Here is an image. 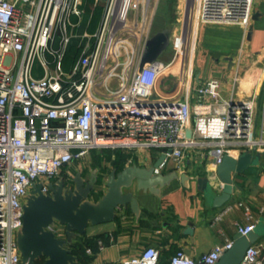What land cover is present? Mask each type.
Masks as SVG:
<instances>
[{"label": "built area", "instance_id": "1", "mask_svg": "<svg viewBox=\"0 0 264 264\" xmlns=\"http://www.w3.org/2000/svg\"><path fill=\"white\" fill-rule=\"evenodd\" d=\"M83 1L0 0V264H32L23 261L18 245L30 190L42 182V191L48 193L49 183L63 166L91 149H159L166 155L154 168L160 173L170 159L181 163L186 149L209 147L214 156L211 176L217 179V166L226 153L238 156L264 149V115L258 130L253 97L223 98L220 79L210 78L196 85L198 99L191 102V20L178 36L170 62L157 58L140 66L151 36L154 0H95L103 7L100 25L93 33H78ZM253 1L195 0L191 18L247 28ZM142 28L147 30L140 34ZM127 30L137 36L135 44L125 37ZM75 36H81L84 45L67 70L62 60ZM178 61L186 82L184 97L157 95L158 81ZM235 206L249 220L235 221L236 233L247 235L261 218L245 201L226 204L212 222L221 221ZM260 211L264 221V205ZM220 232L222 240L200 256L178 248L168 264H217L234 244L232 235ZM97 242L102 249L104 241ZM86 251L94 252L92 247ZM161 263V250L153 245L128 258L103 262ZM241 264H264V238L248 246Z\"/></svg>", "mask_w": 264, "mask_h": 264}, {"label": "crops", "instance_id": "2", "mask_svg": "<svg viewBox=\"0 0 264 264\" xmlns=\"http://www.w3.org/2000/svg\"><path fill=\"white\" fill-rule=\"evenodd\" d=\"M192 10H188L183 27L190 21ZM197 24L193 74L188 77L191 102L198 99L195 90L198 83L218 78L222 84L221 97L233 96L235 101L255 99L259 130L264 115V0L253 1L252 19L247 28L238 23L199 20ZM158 58L163 59V54ZM184 80L178 61L158 81L155 93L166 98H182L186 90ZM122 152L124 158L118 157L116 148L91 149L65 164L59 176L51 180L53 183L64 181V189L73 191L90 184L88 200L97 204L108 191L112 173L117 180L126 167L136 166L139 170V174L128 173L120 184L125 203L116 210L114 218L99 224L89 223L86 231L90 232L79 237L103 236L99 239L105 245L102 249L97 246L89 264L128 258L149 245L161 250L167 264L178 248L198 257L222 240L220 231L234 237L235 221H249L242 208L235 206L221 221L212 222L226 204L240 200L249 204L255 217L261 218L260 224H264L260 211L264 205V149L253 163L234 174V191L221 207L209 205L198 186V177L209 176L213 186L218 191L221 189L219 179L211 176L214 156L209 147L186 149L182 162L170 159L158 177L151 170L161 155L159 149L125 148ZM188 227L192 232H185Z\"/></svg>", "mask_w": 264, "mask_h": 264}, {"label": "water", "instance_id": "3", "mask_svg": "<svg viewBox=\"0 0 264 264\" xmlns=\"http://www.w3.org/2000/svg\"><path fill=\"white\" fill-rule=\"evenodd\" d=\"M169 29H164L147 40L140 66L159 57L169 42ZM191 134L192 128L187 129V135ZM261 154L260 151H245L238 156L226 153L217 166V177L221 182L220 191L213 186L209 176L198 177V186L204 192L206 202L214 207L227 203L236 185L234 174L245 169ZM165 157L164 153L159 156L151 170L152 175H161V172L155 173L154 168ZM138 171L136 166L126 167L117 180L112 173L108 191L97 204L88 200L90 184L86 187L81 185L73 191L64 189V181L50 182L48 193L42 191V182L34 184L26 198L23 226L18 233V245L23 261L28 260L36 264L37 260L44 257L42 264H78L79 258L72 251L75 240L87 232L89 223L99 224L114 218L116 210L125 203L120 184L128 173L139 174ZM259 225L264 230V224L259 223L247 235L236 233L233 246L223 253L217 264H241L248 246L261 236L257 231ZM191 230L192 228L188 227L185 232H192ZM55 231H65V235L59 236Z\"/></svg>", "mask_w": 264, "mask_h": 264}, {"label": "trees", "instance_id": "4", "mask_svg": "<svg viewBox=\"0 0 264 264\" xmlns=\"http://www.w3.org/2000/svg\"><path fill=\"white\" fill-rule=\"evenodd\" d=\"M83 8V17L79 26H77L76 31L81 33L83 31L94 32L97 30L98 26L100 25L102 14H103V7L100 4H97L95 0H84L82 4ZM73 20H76V16L72 17ZM84 45V40L81 36H75L71 39L70 43L68 44L65 55L62 60L65 69H70L74 62L77 60L78 56L82 52V48ZM54 46H58V38L57 41L54 43ZM123 148H116V152L119 158H124V154L122 152ZM103 238L101 235L95 236H87L84 235L81 238H78L77 241L74 242L72 246V251L75 255L79 258L78 264H89L94 255L88 254L86 249L87 247H92L93 251L96 250L98 246V239ZM44 261V257H41L36 264H42ZM167 264L162 256V263Z\"/></svg>", "mask_w": 264, "mask_h": 264}, {"label": "rangeland", "instance_id": "5", "mask_svg": "<svg viewBox=\"0 0 264 264\" xmlns=\"http://www.w3.org/2000/svg\"><path fill=\"white\" fill-rule=\"evenodd\" d=\"M195 0H154L153 3L156 5V21L155 25H151V36L155 35L158 32L163 31L164 29L170 28L171 34L169 37V42L167 46L163 49L162 53L165 61H170L174 58L175 52H176V41L178 39V36L180 35L183 26H184V18H186L188 10L190 11L192 9V6L194 5ZM192 12V11H191ZM133 13L130 15V19L132 20ZM154 16V19H155ZM191 24L189 23V28L191 29V42L195 43V39L197 36V22L198 19L196 16L193 18H190ZM161 26V27H160ZM137 30V29H136ZM141 30L139 33L143 34L144 31H146V28L139 29ZM138 30V31H139ZM130 34V32L127 30L125 31V37L126 35ZM131 38V42L136 40L135 38L137 36L128 35ZM128 46V45H127ZM160 54V55H161ZM159 55V57H160ZM257 231L261 236H264V230L262 229V226H258ZM90 231H87L89 233Z\"/></svg>", "mask_w": 264, "mask_h": 264}, {"label": "flooded vegetation", "instance_id": "6", "mask_svg": "<svg viewBox=\"0 0 264 264\" xmlns=\"http://www.w3.org/2000/svg\"><path fill=\"white\" fill-rule=\"evenodd\" d=\"M38 261V260H37Z\"/></svg>", "mask_w": 264, "mask_h": 264}]
</instances>
